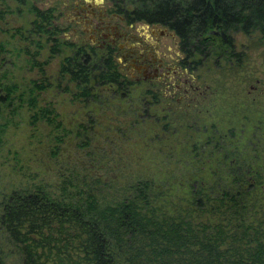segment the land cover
<instances>
[{"label":"trees","instance_id":"obj_1","mask_svg":"<svg viewBox=\"0 0 264 264\" xmlns=\"http://www.w3.org/2000/svg\"><path fill=\"white\" fill-rule=\"evenodd\" d=\"M11 1L28 5L31 0H0V70L10 52L5 35L9 15L16 12ZM109 1L113 11L132 23L162 24L174 30L194 63L192 71L203 63L202 56L209 58L218 49L241 62L243 54L235 52L234 43L239 32L259 34L264 42V0ZM29 9L35 14L33 27L25 31L17 27L12 36H21L26 46L18 50L26 53L37 76L30 87H20L8 72L1 73L0 148L10 123L6 112L15 114L22 106L17 107L16 100L35 110L33 125L44 119L59 128L62 119L52 103L42 104L49 90L60 88L74 103L89 107L106 93L128 95L136 85L124 79L112 55L90 43L62 38L54 7L40 8L32 2ZM69 47L71 54L66 51ZM45 49L49 56L42 60ZM56 55L63 58L52 75L48 59ZM146 95L153 105L161 100L150 86ZM80 128L77 148L89 149L93 127ZM57 139L65 141L63 136ZM243 164L192 172L185 205L167 210L166 198L173 193L169 184L139 176L125 185L119 198L106 201L101 189L115 178H102L92 163L75 162L73 175L61 181L57 193L38 185L1 195L0 236L15 247L22 264H264V178ZM81 169L82 179L77 174ZM7 259L0 243V264H7Z\"/></svg>","mask_w":264,"mask_h":264},{"label":"rangeland","instance_id":"obj_2","mask_svg":"<svg viewBox=\"0 0 264 264\" xmlns=\"http://www.w3.org/2000/svg\"><path fill=\"white\" fill-rule=\"evenodd\" d=\"M32 2L40 8H55L60 26H65L61 33L64 38L65 32L70 33L66 5H72L75 0H31L28 5L11 1L16 12L7 20L5 40L10 43V52L5 55L7 59L0 75L8 72L20 87H30L37 71L31 70L26 53L18 50L26 46L21 36L19 39L12 34L17 27L21 26L23 31L33 27L35 14L29 9ZM76 36L79 34L66 38L73 41ZM86 36L84 33L78 37L80 44ZM162 40H165L163 44ZM234 43L235 52L243 54L241 62L229 59L218 49L209 58L202 56L203 63L190 72L196 79L195 86L200 87L193 100L177 103L162 94L161 100L153 105L146 95L149 85L142 83L132 86L130 93L124 95L126 98L122 94L106 93L102 101L86 107L74 103L71 95L55 87L46 92L42 104L52 103L62 119L59 128L44 119L33 125L31 117L35 110L16 100L17 107L22 105L19 111L6 112L10 123L0 148V196L38 185L57 193L61 181L73 175L71 168L75 162L92 163L93 170L102 178H115L114 183L101 189L106 201L119 198L125 185L139 176L154 178L159 185L169 184L173 193L166 198L167 210L185 205L188 175L200 168L222 170L246 163L264 178V42L259 34L239 32ZM175 45L173 38L162 37L161 53L174 56L173 62L178 58ZM66 51L74 52L71 47ZM47 56L49 52L45 49L40 58L46 60ZM62 58L50 57L47 71L52 75L57 72ZM90 118L94 123H90ZM81 124L93 127L92 134L88 132L92 135L89 149L77 148L82 140L77 138ZM58 136H63L65 141L58 142ZM189 157H198V163L188 161ZM83 172L77 170L80 179ZM2 238L0 243L8 255L7 264H22L15 247Z\"/></svg>","mask_w":264,"mask_h":264},{"label":"flooded vegetation","instance_id":"obj_3","mask_svg":"<svg viewBox=\"0 0 264 264\" xmlns=\"http://www.w3.org/2000/svg\"><path fill=\"white\" fill-rule=\"evenodd\" d=\"M112 6L109 0H75L72 5L67 4L70 33L65 32L64 37L87 33L83 43H90L103 53L112 55L124 79L136 84L146 83L152 92L164 94L172 102L193 100L194 93L200 89L195 86L194 76L190 75V67L194 63L183 52L175 31L162 24L132 23L120 12L113 11ZM140 26L148 35L140 31ZM164 36L174 39L176 62L171 60L174 56L161 53ZM78 37L73 41L80 42Z\"/></svg>","mask_w":264,"mask_h":264}]
</instances>
